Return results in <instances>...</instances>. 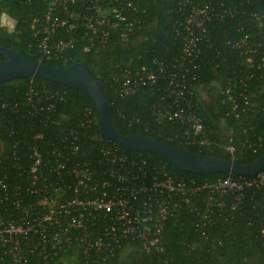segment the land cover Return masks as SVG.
<instances>
[{"label":"built area","instance_id":"2783aa9c","mask_svg":"<svg viewBox=\"0 0 264 264\" xmlns=\"http://www.w3.org/2000/svg\"><path fill=\"white\" fill-rule=\"evenodd\" d=\"M19 1L31 5L35 15L31 28L36 41L28 47L38 61L65 64L74 47L90 52L106 47L112 38L126 41L139 28V11L149 0ZM176 12L170 26L177 45L173 57L150 56L142 64L116 66L109 76L122 97L142 87L160 90L151 115L182 130L169 140L184 149L210 150L216 142L200 112V103L207 104L202 92L212 86L203 79L217 67L208 55V24L235 16L241 6L239 0H179ZM241 15L238 35L227 40L238 53L237 66L218 91L231 102L228 113L234 117L250 110L249 82L264 72V12ZM25 97L24 109L18 102L0 103L2 111L23 119L31 132L0 155V264H50L70 251L85 264H107L130 242L159 255L167 221L183 212L193 216L199 247L208 245V226L237 213L246 214L264 246V166L253 176L227 173L197 182L178 176L166 164H148L112 142L82 156L84 139L94 127L93 108H84L75 128L50 135L43 117L63 93L37 94L30 88ZM228 140L224 150L234 161L232 137Z\"/></svg>","mask_w":264,"mask_h":264},{"label":"trees","instance_id":"16d2710c","mask_svg":"<svg viewBox=\"0 0 264 264\" xmlns=\"http://www.w3.org/2000/svg\"><path fill=\"white\" fill-rule=\"evenodd\" d=\"M178 1L149 0L143 3L138 14L141 24L124 42L112 38L106 47L96 48L90 52H82L81 48L74 47L68 51L69 60L65 64L42 62L55 67H65L78 62L90 67L100 81L107 102L108 117L116 131L121 134L148 136L174 145L175 143L169 138L174 134L180 135L181 128L171 122H156L150 111V107L160 99L161 91L155 87H142L136 94L122 97L119 95L116 83L110 78L109 71L116 66L148 62L150 56L165 60L174 56L177 45L170 37V26L177 18ZM239 3L241 12L224 20H213L208 24L212 40L208 55L217 67L216 71L212 70L206 74L203 83L211 84L217 92L213 105L200 103V112L204 123L211 129L216 144L212 145L210 150L191 147H187V150L230 159L224 147L229 142V137H232L230 143L234 148L233 160L245 164L257 158L264 148V72L249 82L246 94L250 99V110L241 112L236 117L228 113L231 102L223 100V96L218 91L225 84L238 61V53L229 48L227 40L238 35L236 26L242 17V12L246 10L264 12V0H249L248 3L239 0ZM31 8V5H25L19 0H0V18L3 15L13 22L11 29L0 26V46L38 60V55L28 47L29 44L34 45L36 41L34 30L31 28L32 19L35 17ZM161 23H167L164 27L165 43L153 44L151 41L154 32ZM4 59L6 57L0 54V60ZM30 88H33L37 94L48 95L55 91L63 93V98L56 102L54 110L43 117L46 120L45 131L51 133L50 135L64 134L75 128L83 117L84 108L90 106L95 115L94 127L88 138L84 139L85 145L81 155L90 157L95 153L97 146L106 142L99 136L98 112L95 106L77 89L39 78H18L0 83V103L10 100L24 105L25 92ZM25 107L27 108L24 105L23 109ZM36 129L40 130V125ZM30 135V128L23 119L14 118V115L8 116L0 109V155L8 152L10 144L15 139L29 138ZM123 151L146 159L148 164H166L178 176L193 178L197 182L213 181L227 174L186 172L174 167L157 154ZM206 232L208 245L197 246L199 233L194 228L193 216L183 212L167 221L162 236V254L146 253L134 242H130L127 246L132 250L127 257H122L123 249L119 250L107 264H130L128 262L130 257H139V264H264V246L257 236L256 229L247 224L246 214L237 213L234 218L223 216L208 226ZM50 264L85 263L70 251L60 255Z\"/></svg>","mask_w":264,"mask_h":264},{"label":"water","instance_id":"95a60500","mask_svg":"<svg viewBox=\"0 0 264 264\" xmlns=\"http://www.w3.org/2000/svg\"><path fill=\"white\" fill-rule=\"evenodd\" d=\"M166 24L161 23L158 26L152 43L164 45ZM0 54L6 57L0 60V83L18 78H39L77 89L91 100L98 112L99 136L105 141L114 142L123 150L157 154L179 170L191 173H234L253 176L264 166V148L254 160L239 164L230 159L194 152L148 136L121 134L110 123L100 81L90 67L78 62L65 67H55L4 46H0Z\"/></svg>","mask_w":264,"mask_h":264},{"label":"flooded vegetation","instance_id":"af4514ba","mask_svg":"<svg viewBox=\"0 0 264 264\" xmlns=\"http://www.w3.org/2000/svg\"><path fill=\"white\" fill-rule=\"evenodd\" d=\"M158 29V27H157ZM157 30L154 32V37L156 36ZM154 37L152 38V40L154 39ZM154 44V43H153ZM204 97L207 99V103L210 105H213V99L215 98V87L211 86L209 87L206 91L203 92ZM128 262L130 264H139V257H134V258H128Z\"/></svg>","mask_w":264,"mask_h":264},{"label":"rangeland","instance_id":"374dc122","mask_svg":"<svg viewBox=\"0 0 264 264\" xmlns=\"http://www.w3.org/2000/svg\"><path fill=\"white\" fill-rule=\"evenodd\" d=\"M1 24L3 25V27H6V28H9V29H11L12 27H13V22L11 21V20H9L6 16H3L2 18H1ZM204 91H206V90H204ZM203 91V92H204ZM202 92V93H203ZM205 98V97H204ZM205 100V102H208L207 101V99L205 98L204 99ZM208 104V103H207ZM132 249H131V247H129V246H127V247H124L123 248V256L122 257H127L128 256V253L131 251Z\"/></svg>","mask_w":264,"mask_h":264},{"label":"crops","instance_id":"0c3cea01","mask_svg":"<svg viewBox=\"0 0 264 264\" xmlns=\"http://www.w3.org/2000/svg\"><path fill=\"white\" fill-rule=\"evenodd\" d=\"M202 96L204 97L203 93H202Z\"/></svg>","mask_w":264,"mask_h":264}]
</instances>
